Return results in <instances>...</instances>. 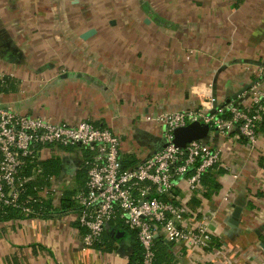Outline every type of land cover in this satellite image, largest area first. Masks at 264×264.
Instances as JSON below:
<instances>
[{
    "label": "crops",
    "instance_id": "crops-1",
    "mask_svg": "<svg viewBox=\"0 0 264 264\" xmlns=\"http://www.w3.org/2000/svg\"><path fill=\"white\" fill-rule=\"evenodd\" d=\"M259 67L264 0H0V71L14 84L3 100L32 116L111 128L123 162L161 148L164 128L146 117L197 108L209 96L225 105ZM209 141L221 153L211 170L219 190L203 197L178 179L167 200L208 221L221 247L174 245L177 264H264V127L254 147L237 131H212ZM85 156L54 152L63 174L53 176L55 195L33 215L0 218V264L128 263L123 252L83 250L75 214L61 209L63 193L79 187ZM229 203L241 207L234 230ZM129 241L117 244L126 250Z\"/></svg>",
    "mask_w": 264,
    "mask_h": 264
},
{
    "label": "built area",
    "instance_id": "built-area-1",
    "mask_svg": "<svg viewBox=\"0 0 264 264\" xmlns=\"http://www.w3.org/2000/svg\"><path fill=\"white\" fill-rule=\"evenodd\" d=\"M253 74L247 90L225 105L209 96L197 108L146 117L163 126V145L144 161L127 168L121 162V137L111 128L89 121L57 122L18 112L3 100L0 91V213L33 215L36 206L41 207L55 195L58 186L53 176L46 186H29L42 174L40 162L64 148L79 147L86 154L81 162L87 180L85 189L72 197L76 210L71 212L85 230L81 236L83 250L93 248L110 229L124 227L135 231L143 264H153L157 237L173 246L209 248L212 239H218L216 230L202 217H196L187 203L172 202L167 197L179 187L178 179L185 182L190 193L202 195L205 174L221 165L220 149L201 140L176 146L172 132L199 121L209 126L210 137L212 131L222 136L237 131L254 147L259 125L264 121V67L254 69ZM11 78L0 71V88ZM245 98L249 101L243 103ZM130 252L131 245L123 250L126 256Z\"/></svg>",
    "mask_w": 264,
    "mask_h": 264
},
{
    "label": "trees",
    "instance_id": "trees-1",
    "mask_svg": "<svg viewBox=\"0 0 264 264\" xmlns=\"http://www.w3.org/2000/svg\"><path fill=\"white\" fill-rule=\"evenodd\" d=\"M9 80L7 81V85L5 87L0 88V91H5L6 87L13 88L14 84L12 82H10ZM12 81H14V80H12ZM95 126H98V125H95ZM100 127H102V126H100ZM260 127L261 128L264 127V121L259 125V130H260ZM121 162H122V166L124 168L132 167V166L137 164V163L133 164L135 162V160L132 157H130L129 159H127V161H124V162L122 161V157H121ZM61 164H62V161L58 157H56V158L50 157V158H47L45 160H42L40 162V165L42 167V174L38 177V180L36 182L31 183V185H29V186L31 187L32 185H35V184L41 185V186L48 185L49 184V178L52 176H56L60 173ZM76 175H77L79 187L72 189V190H66L63 193V195L60 199V206H61L62 210L63 209L64 210L66 209V211L68 209L70 211L76 210V205H75V202H74L72 197L78 191L85 189L86 180H87V170H86L84 164H82L77 169ZM211 178H213L211 171L207 172L203 178V186L205 188V192L202 194L203 197H209L211 195V193L216 192L220 188V185H218L217 183H214V184L211 183V180H212ZM47 201L48 200L44 201L45 202L44 207L47 204ZM193 203L196 206H198V204H199L198 200H196L195 197L193 198ZM21 217H23V216L19 215L16 212H8L6 214L0 213L1 219L21 218ZM119 229H120V231H124V233H125V236H123L119 240L123 239V241H124V239H127V238L129 239V237L131 238V240L128 243L129 245H131V252L128 255V263L127 264H143L141 246L139 245V242L137 241L135 231H129L125 227L119 228ZM84 232H85V230H82V234ZM117 241H118L117 239H115L112 235L107 233V234H104V236L100 242L95 243L93 248H95L101 252L112 253L116 249L115 244L117 243ZM173 247H174L173 243L167 242L161 237H157L155 239V253H156V255H155V260H154L153 264H177L178 258L176 257V255L174 254V252L172 250ZM220 247H221V243L219 242V240L217 238H213L210 247L205 249V250L209 252L213 248L219 249Z\"/></svg>",
    "mask_w": 264,
    "mask_h": 264
},
{
    "label": "water",
    "instance_id": "water-1",
    "mask_svg": "<svg viewBox=\"0 0 264 264\" xmlns=\"http://www.w3.org/2000/svg\"><path fill=\"white\" fill-rule=\"evenodd\" d=\"M209 131L210 129L208 125L199 121H193L185 126L175 128L172 132V142L179 147H183L187 143L194 140L207 142L210 137ZM240 214L241 207L233 204L232 215L228 221V225L231 230H234V228L238 225V218L240 217ZM108 233L117 240L124 236V231H120L118 229H110Z\"/></svg>",
    "mask_w": 264,
    "mask_h": 264
},
{
    "label": "rangeland",
    "instance_id": "rangeland-1",
    "mask_svg": "<svg viewBox=\"0 0 264 264\" xmlns=\"http://www.w3.org/2000/svg\"><path fill=\"white\" fill-rule=\"evenodd\" d=\"M76 149H79V150H81L82 151V149L81 148H79V147H75ZM58 175H63V174H61V172L58 174ZM66 175V174H65ZM59 176H57V177H54L55 178V180L57 181L58 179H60V178H58ZM115 246H116V252L117 253H121V252H123V246L122 245H118L117 243L115 244Z\"/></svg>",
    "mask_w": 264,
    "mask_h": 264
}]
</instances>
